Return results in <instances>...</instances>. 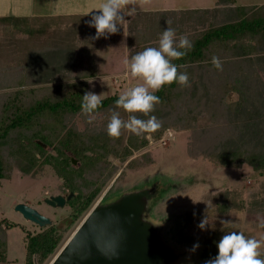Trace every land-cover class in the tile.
<instances>
[{
	"label": "trees",
	"instance_id": "trees-1",
	"mask_svg": "<svg viewBox=\"0 0 264 264\" xmlns=\"http://www.w3.org/2000/svg\"><path fill=\"white\" fill-rule=\"evenodd\" d=\"M167 27L175 29L177 43L181 35H186L192 44L186 56L171 61L178 66L185 65L178 70L188 74L190 87L172 83L154 93L161 100L149 114L161 123L154 133L137 136L122 130L119 138L108 136L107 124L112 112L118 111L124 120L129 115L116 107L118 93L102 98L101 106L94 113L95 120L89 125L88 118L81 112V103L84 93L90 91L88 78L97 74V65L90 52L89 64L79 69L74 68L78 58L75 54L70 58L67 54H60L61 58L65 56L60 59L66 63L63 67L76 73V80L72 83L76 87L71 91L67 88L72 86L70 83L55 82L56 79L52 80L53 83L44 81L42 70H52L53 60L50 64L48 60H42L44 64L37 67L35 79L20 67H1L0 182L11 177L13 165L32 172L50 164L63 179L62 188L74 193L68 201L72 210L70 222L74 223L90 210L117 173L118 167L110 160L111 156L127 161L136 150L148 145V136L158 140L169 127L181 125L189 128L190 124L203 127L202 123L206 122L209 123L202 131L203 143L199 147L204 158L226 167L248 164L256 173L264 175V98L260 96V89L264 90L260 73L264 68V4L237 5L236 0H217L214 7L136 11L129 17L127 25L129 60L148 47H159V39ZM4 52L0 50V56ZM213 56L222 61V71L212 65ZM56 57L59 60V56ZM57 74L61 75L62 71ZM209 93H217L220 98L218 106L226 108L222 115L236 113L235 128L229 124L226 114L216 116L212 109L204 106ZM197 104L199 108L196 109ZM178 105L180 110L174 112ZM205 110L208 113L200 119ZM136 115L140 119L149 118L139 113ZM76 118L88 125L80 129L74 122ZM220 121L224 125L218 126ZM233 129H236L234 133ZM197 132V129L193 130V134ZM143 158L144 162L140 157L130 159L128 166L153 162L150 157ZM73 159L80 165L74 164ZM123 172L110 186L108 195L114 196L115 185ZM152 185L161 188L158 183ZM235 194L230 190L220 193L219 214L241 206ZM118 196L115 194L114 197ZM252 206L255 207L252 210H263L264 194L255 195ZM13 226L15 223L8 219H0V263L8 261V230ZM63 234L64 231L56 225L35 233L28 232L24 264H44L58 249Z\"/></svg>",
	"mask_w": 264,
	"mask_h": 264
},
{
	"label": "rangeland",
	"instance_id": "rangeland-1",
	"mask_svg": "<svg viewBox=\"0 0 264 264\" xmlns=\"http://www.w3.org/2000/svg\"><path fill=\"white\" fill-rule=\"evenodd\" d=\"M92 2L98 5V9L104 0H93ZM0 4L5 3L0 2ZM60 4L62 3L56 2L52 4V7H56V11L61 10L63 7H61ZM216 4L217 0H147V2L137 0V11L148 9L173 10L181 8L214 7ZM236 4L262 5L264 4V0H236ZM72 6L77 7L78 3L72 2L71 4V2L67 1L65 4V7H71V9ZM49 8L50 7L45 3H37L36 5V9L39 11L49 10ZM26 20L31 19L29 18ZM26 20L21 21L22 25L25 26L24 23ZM59 24L63 25V22H59L51 27L49 25H42L41 27L32 26L33 28L29 26V28L30 30L32 29V35L43 31L51 32L50 39L45 41L48 47H50L52 42L58 38L59 30H64V28H60L61 25ZM12 29L13 25L9 18L0 20V46L6 49L5 52H7L6 55L0 56V68L14 69V67H20L21 70H26V72L29 75L31 74L33 79H35L34 75H36V71L39 70L37 69L39 66V64L36 63L37 59L33 61L32 57H30L31 55L25 61L23 58H20L17 48H14L16 39L10 32ZM125 30V25H123L121 37L117 38L114 43L110 42L111 40H109V37H101L98 39L106 40L101 45V47L105 48V51H100V64H97L98 60L95 58L93 59L97 65V74L89 77L88 81H90V91L96 94H102V98L115 93L120 94L125 89L142 83L139 79L133 78L130 71L128 72L129 74H124V70L127 71V65L124 63L120 52H123L121 51V45L125 40ZM64 40L67 41L68 39ZM32 41L34 43L35 39L32 38ZM91 42H93V40H87L88 44H86V42H84V45L82 44L81 48L84 47V53L76 49L73 50L74 53L88 55L90 51L91 57L93 58L92 54L95 53V51H92L91 48L95 47L96 43L90 44ZM26 44L24 43V45ZM61 44L63 46V42H61ZM61 44L59 46H61ZM56 51L59 60L53 59L52 70H50V68L48 70H42L44 73V81L46 80L53 83L54 81L52 80L56 79L55 82L70 83L72 85L74 80H76V73H70L67 68L65 69L63 67L66 63L60 61V59L65 57L63 56L61 58L60 54L65 55L66 52L68 55L69 51H58V49H56ZM106 53L113 56L107 57L105 55ZM70 57H72V55H69V58ZM33 58L35 59L37 57ZM23 61L26 63L25 65L21 64ZM75 61L74 68L76 69L89 64V61L84 58L81 59L78 57ZM17 62H19L20 65ZM59 70L62 71L61 75L57 74ZM39 72H41V70ZM51 72H53V74H51ZM260 73L264 79V68L260 69ZM33 79L30 80L34 81ZM30 83L34 84L32 82ZM75 87V85L67 86L68 91L73 90ZM260 96L262 99L264 98L263 89H260ZM203 98L205 99V97ZM218 100H220V98L217 93H209L206 97L204 106L208 109H212L217 114L216 116H223L226 113L222 115V112L226 108L223 106L219 107ZM180 103H182V100ZM184 103H187L186 99ZM183 106L184 104H181V107ZM181 107L178 105L173 111L176 112L180 110ZM186 108L187 107L184 109ZM197 108H199L198 104L196 106V109ZM207 113V110H205V112L202 111L200 119L205 118V114ZM226 118L229 120V124L235 128V123L238 119L236 113H232V115L230 113L229 116L226 114ZM74 122L80 129H84L86 125H88L86 121L80 118H76ZM197 123L200 124V122ZM208 123L209 122L202 123L203 127L199 125L193 126V124L192 126L190 124L189 128H182L181 125L169 127L165 130L162 138L158 140L148 136V145L136 150L130 159L140 157V160L144 162L145 158L143 157H150L153 161L151 164L129 167L128 162L130 159L122 162L111 156L110 160L116 164L118 171L96 198L90 210L104 195L107 189L113 185L119 174L124 171L123 175L117 180V184L115 185L117 189L113 193L114 196L115 194L121 196L125 193L122 189H128V191H130L132 190L130 188L135 185L137 187L133 188L134 190L153 187L151 185L154 182L160 185L161 188L156 189L157 191L159 190L158 192L160 194L158 197L152 198L149 201L145 216L147 214L151 218L164 222V224H166V221L168 223L170 221L172 222L170 225H174V235L178 240H172L170 236H168V239L170 243L173 241L172 243L175 244V249H177V251H185L186 253L183 260H181L182 258L178 259L175 264H179L180 261L181 264H205L203 260L207 261L218 254L217 244L222 236L232 231L243 232L244 235L249 238H264V228L259 227L260 220L264 219V209L252 210L254 207L252 206L254 196L257 194H264V175L256 173L253 167L248 164L242 167H226L215 164L204 158L203 155L200 154L201 151L199 147L203 143L201 138L203 136L202 131L206 130V124L208 125ZM217 125L222 126L224 122L220 121ZM195 129L199 132L193 134V130ZM235 130L233 129L232 133H234ZM76 165L79 166L80 162L76 161ZM13 167L14 170L11 177L4 178L0 182V219L6 218L15 223V226L8 230V261L1 262L0 264H24L26 255V234L28 232H38L49 226L40 227L36 223L34 224L31 221H27L24 216L16 210L17 205L20 203H26L30 207L37 209L40 213L50 217L52 219L51 225L59 226L64 231V237L58 249L44 263L50 264L90 210L77 221L71 223L70 214L72 210L70 202H67L63 207H55L47 202V199L52 196H67L70 193L69 190L62 188L63 179L58 176L50 164L46 163L43 169H33L32 172H26L23 168L16 167L15 165H13ZM226 190L236 193L235 196L237 200L240 201L239 203H241V206L239 208H230L226 213L219 214V212H217L219 205L218 198L220 197V193L226 192ZM261 199L262 198H257L256 200ZM205 216L209 217V225L206 230H201L197 225ZM222 220H228L231 221V223L223 225L221 223ZM196 243H199V248L193 252L191 249ZM259 251L261 252L259 258L264 259V246H262Z\"/></svg>",
	"mask_w": 264,
	"mask_h": 264
},
{
	"label": "clouds",
	"instance_id": "clouds-1",
	"mask_svg": "<svg viewBox=\"0 0 264 264\" xmlns=\"http://www.w3.org/2000/svg\"><path fill=\"white\" fill-rule=\"evenodd\" d=\"M125 9L128 16L134 15L137 11V0H104L97 9L98 13L92 15L91 20L87 22L89 27L96 30L92 39L107 38L118 33V25L121 26L126 21ZM191 48L192 44L186 35H181L177 43L175 29L167 27L159 39V47H148L133 55L130 60L124 61L130 69L131 76L142 83L119 94L115 102L116 107L122 108L129 115L127 120H124L118 111L112 112L107 124V134L110 138H119L122 130L137 136L159 130L160 121L154 115L149 116L155 110V106L161 103L160 97L154 93L172 83L190 87L188 74L178 70L185 65L178 66L171 61L183 58ZM211 62L217 70H223L222 61L218 57L213 56ZM101 103L102 94L86 91L82 96L81 112L88 118V123L91 124L95 120L94 113ZM138 113L149 118L140 119L136 115ZM221 223L227 225L231 221L222 220ZM208 225L209 217L205 216L197 227L206 230ZM259 227L264 228V219L260 220ZM262 246L264 238H249L243 232L232 231L222 236L217 244L218 254L205 261V264H264V259L259 258ZM198 248L199 243H196L191 250L194 252Z\"/></svg>",
	"mask_w": 264,
	"mask_h": 264
},
{
	"label": "water",
	"instance_id": "water-1",
	"mask_svg": "<svg viewBox=\"0 0 264 264\" xmlns=\"http://www.w3.org/2000/svg\"><path fill=\"white\" fill-rule=\"evenodd\" d=\"M158 191L155 186L130 190L95 204L50 264H172L179 254L160 238V227L145 218ZM72 196L56 195L47 202L63 207ZM16 210L40 227L52 224L50 217L26 203Z\"/></svg>",
	"mask_w": 264,
	"mask_h": 264
},
{
	"label": "crops",
	"instance_id": "crops-1",
	"mask_svg": "<svg viewBox=\"0 0 264 264\" xmlns=\"http://www.w3.org/2000/svg\"><path fill=\"white\" fill-rule=\"evenodd\" d=\"M76 2L78 3L77 7H65L66 2ZM93 0H0V2H4L5 4H0V20L9 18L11 24L13 25V29L10 31L11 34L16 39V44L14 45V48H17L18 53L20 54V58H23L24 61L28 59V57H32V60L37 59V64H42V60L46 61L48 60V64H50V61L53 59H56V49L58 51L62 50H68V55H76L79 58L88 59V55H83L84 47L81 48L82 44L84 45V42L87 43V40H93L90 44L96 43L95 47L91 48L92 51H95L93 53V59L95 58L97 61V64H100L99 62V56L101 54L100 51H105L104 47H101V45L106 41L105 39H92L93 36H95L96 30L94 27H89L87 22L91 20L92 15L97 14V4H93ZM62 3L60 4L63 9L56 11V7H52V4L54 3ZM37 3H45L47 4L49 10H37L36 5ZM149 10V9H148ZM155 10V9H150ZM159 10V9H156ZM163 10H169V9H163ZM139 11V10H138ZM142 11V10H140ZM125 23H123L121 26L118 25L119 31L116 34L109 35L108 37L111 40L110 42L114 43V41L121 37V31L123 25H125V40L123 44L121 45L120 49L123 51L120 52V55H122L123 60L126 59L129 60V48H128V41H127V25H128V19L131 16H128L127 9H125ZM133 16V15H132ZM31 20H26V19ZM83 19V20H80ZM22 20L25 21V26L22 25ZM42 20V21H40ZM30 21V25H29ZM59 22H63V25L60 26V28H64V30H59L58 38L54 40L50 47L45 43L47 39H50V33L47 31L38 32L32 35V29L30 30L29 26L33 28L34 26L41 27L42 25L47 26H55ZM47 23V24H46ZM33 26V27H32ZM32 38L35 39L34 43L32 41ZM104 38V37H103ZM64 39H68L65 41ZM95 40V41H94ZM63 42V46L61 44ZM24 43L26 45H24ZM37 44V45H36ZM61 44V46H59ZM99 47V48H98ZM101 47V48H100ZM95 48V49H94ZM76 49L77 51H82V53L79 55L78 53H73L72 51ZM0 50L5 51L3 47L0 46ZM88 50V49H86ZM99 51V52H98ZM90 52V51H89ZM109 52V51H107ZM14 53V52H13ZM7 52H4L3 55H6ZM67 53L65 52V55ZM91 55V54H89ZM107 57H111L113 55L106 53ZM110 55V56H108ZM37 57V58H33ZM22 62L21 64H26L25 62ZM54 62V60H53ZM19 65L20 63L17 62ZM15 64V63H14ZM52 64V63H51ZM16 66V65H15ZM127 71L124 70V74L130 71L129 67L126 68ZM123 74V73H122Z\"/></svg>",
	"mask_w": 264,
	"mask_h": 264
},
{
	"label": "flooded vegetation",
	"instance_id": "flooded-vegetation-1",
	"mask_svg": "<svg viewBox=\"0 0 264 264\" xmlns=\"http://www.w3.org/2000/svg\"><path fill=\"white\" fill-rule=\"evenodd\" d=\"M136 186V185H135ZM146 186V185H145ZM144 186V187H145ZM151 186H153V185H151ZM134 187H132V188H130V189H132V190H134L133 189ZM108 190L109 189H107V191L104 193V195L98 200V202L97 203H107V202H110V201H112V200H115V198L116 197H114L112 194H110V195H108L107 194V192H108ZM128 190V189H127ZM159 194L160 193H158V195L156 196V197H158L159 196ZM68 196V195H67ZM66 196V197H67ZM155 197V198H156ZM69 201V200H68ZM67 201V202H68ZM96 203V204H97ZM55 207H57V206H55ZM145 213H147V212H145ZM145 218L146 219H148V220H150L151 222H153L155 225H157L158 227H160V238L164 241V243L166 244V245H168L176 254H179V256L172 262V264H175L176 263V261L178 260V259H181V260H183V258L185 257V255H186V253H185V251H177V249H175L176 247H175V244L174 243H170V241H169V239H168V236H170L171 238H172V240H175V241H177L178 239L175 237V235H174V225H170L172 222H170L169 221V223L166 221V224H164V222H161V221H159V220H157V219H155V218H151L149 215H147L146 214V216H145ZM34 223V222H33ZM35 224V223H34ZM38 225V224H37ZM39 226V225H38ZM203 260V259H202ZM205 261L206 260H203V262L205 263ZM181 262V261H180ZM179 262V264H181ZM202 263V262H201Z\"/></svg>",
	"mask_w": 264,
	"mask_h": 264
}]
</instances>
